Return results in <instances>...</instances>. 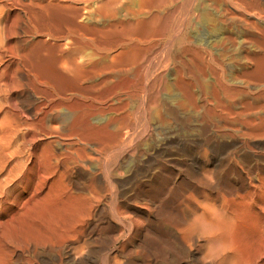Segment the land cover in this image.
<instances>
[{"label": "rangeland", "instance_id": "374dc122", "mask_svg": "<svg viewBox=\"0 0 264 264\" xmlns=\"http://www.w3.org/2000/svg\"><path fill=\"white\" fill-rule=\"evenodd\" d=\"M97 4H98V6L100 4L102 5V7L100 5L101 10L96 9ZM223 7L225 10V7H226L225 4L219 5L217 7H215V6L213 7L212 4L208 5L209 10L211 12L215 10L212 13L216 14L218 17L217 21L213 22V25H211L208 20L202 21L200 19L199 9H197V0H155V1L154 0H150V1L149 0H0V144H2V145H0V147L5 146L6 145L5 142L8 143L10 141L8 143V145L9 144L11 145V143L17 144V143H21L24 140V138H25L24 132L27 131V128L26 127H24V128L20 127L19 129H17L19 127V123L21 124V121H23V122L27 121L28 122V123L26 122L27 124H29V122H30V124H33V127L39 128L41 126V120L46 116H47V118H45L46 121L44 119L45 126L49 127L51 130H53V132L56 131V128H61V131L63 132L62 134H65V135L61 136L60 138H58V140L56 139L57 136L56 137L55 136L50 137L49 139H52V140L54 139V140H57V141L62 142V143H67V142L73 141L74 139H75L74 141H76L79 138L80 139L79 142L84 141L83 143H85L88 141H94L96 143L97 142L99 143V144H97L98 146H101L103 144V142L105 140H107L108 137H106V136L109 135V134H107V135L102 134V132H107V133L111 132V126L107 124L106 120H108L110 118L112 120L114 119V121H115V118H117V116H118V118L116 119V124H115V122H113V124L118 129L116 132H118L120 135H123V133H121V132L124 131L125 135H123L122 137H119L118 136L119 134L118 133L116 134L117 138L119 137L120 141H119V139H117L114 136V134L110 133V134H112V136L109 135L110 145L113 146L112 144L117 143L118 146H115L112 148L109 145V142L107 140V141H105L107 144L104 142L105 145L104 146L102 145V148H104V151L102 150L101 154H96L97 152H95V154H94V152L92 151V148H91L93 146H87V148L90 149L89 152L93 158H95L94 155L95 156L97 155L98 158L96 156V159L98 161L101 159L104 160L103 163H106L105 165L102 163V160L99 161V162H101V164L100 163L99 164L103 167L105 166L104 168L106 171H107V168L110 167L111 164H114L115 160H117V158H119V157L120 158L117 161L122 160L123 157H127L126 159L124 158L122 160L125 163V164L123 163V165L125 167H127L130 165V163H128L129 158L135 157L134 161L135 160L137 161L141 158L142 152H143V155H148L149 149L152 147H155L157 145V142L161 139L160 136H162V138H164V139L167 138L166 140H168V141H165V143L168 144L167 146H168V150H169V151L167 150V153H166L168 156L166 155L164 157L165 160H163L164 165H166V166H164L165 169H164L162 175H166V176L168 175L166 178H171L175 174H178V179L176 180L175 185L172 187H176L177 185L178 186L176 187L177 188L176 190H175V188H172L173 192H171V195L176 194L175 192L180 193V190L178 188L180 186H182V187H180L181 190L189 188V187L193 188L195 186H198L197 192H199L200 194L198 193L197 196L203 195V193H205V194L207 193L208 196L215 195L214 191H216V190L219 191L218 189L222 188V186H226L227 185L226 183H231L235 180V178H237L236 174H238V173H237V170L235 169L236 168L235 165H237V167L240 165V167H242V168L245 166L251 168L253 166L255 167L256 164L258 166H260L261 165L260 160L262 161L261 155H260L261 157L259 156L261 158L260 159L259 157H257L258 155L254 156V157H251V156L248 157L247 154L242 153V152L246 151L245 149H247L248 145L250 146V143H247L249 138L246 136V133L248 132L249 128L248 127L246 128V124L241 123V122H244L247 119H250V117H251V119H254V121L256 122L257 121V117H256L257 114L256 113H258V116H259L258 120L259 121H257V122H259L260 125L258 123H254V125H252V128L255 126V124H258V125H256L255 129L256 128L260 129L262 126L261 125L262 121L260 120V113H259V110L255 107V105L259 102L260 98L262 96H264V92H262V90H261V89H264V87H260L261 83H256L255 79H257L256 76L258 73H264V71H262L264 69H261L262 67H260V68H257V69H259L258 71H257V69L253 71V68H251V71H253V74H254V72H256L257 74L255 73L253 75L252 72H250L252 74V75L250 74L252 76V78L250 75H248V77L246 78L247 82L250 80V78L252 80L253 77H255L253 79L254 83H253V80L252 81L250 80V84H247V85L241 81H232L233 82L232 83L230 80H228L229 78H227V77H229L232 74V71L234 70L232 67L230 68V66L226 67L228 65L225 66L227 69L225 67L223 69V71L226 69V71H224L225 75H222V76L220 75L221 74V68L219 67L218 63H216L217 61H215V59L217 58V56L220 52H223L222 50L227 49L225 45L221 44V42L223 43V40L224 41L226 40V38L224 36H227L228 30H230L229 22H228L229 18H227L228 14L226 13V11L222 10ZM220 11L225 12L224 16H223V12H220ZM77 12L79 13V16H80L78 18L76 17V16H78ZM219 13H221L220 15H222L221 18H224L226 15V17L224 18V22L219 20V18H220L218 16ZM21 21H22V23H21ZM75 21H77V22L75 23ZM78 22L81 23V26L79 25ZM76 24H78V26H80L81 28H83L82 26H84L86 31H85V29L79 30L80 27L78 29L77 28L78 26L77 27L73 26ZM138 24H139V26H138ZM212 26H214V27H212ZM228 27H229V29H228ZM87 28H88V30L90 29V32L87 30ZM98 28H99V30H98ZM77 29L79 30V33H78ZM75 30H76V32H75ZM93 30H94V32H92ZM80 31L85 32L86 33V34L84 33L85 36L87 35L86 37H89V38H86V40H84L85 39L84 36L81 37V34H83V33ZM95 31H97L101 37ZM100 32H101V34H100ZM134 32H135V34H134ZM96 34H97V36L94 37ZM237 34H238V36L239 35L243 36L241 34V31L239 33L237 32ZM73 35H74V37H73ZM76 35L78 37L80 36V39L77 38ZM238 36H237V38H239L241 40L242 37L241 36L238 37ZM70 37H72V38H70ZM81 38H83L84 41H82ZM218 38L220 39L219 42H218ZM70 39H74L76 41V43L81 41L82 43L79 42V44H81V46L83 45V47H81L79 44H77L75 46V41L74 40L70 41ZM77 39H79V41H77ZM90 40H93V42ZM94 40H96V41H94ZM72 41H74V44L72 43ZM86 41H87V43H85ZM68 43H70L72 47H73V45L75 47L72 48L69 45L70 48H68L69 46L68 47L65 46V45H68ZM92 43H95V44L100 43V44L95 45ZM258 44H259V46H261V48H264V41L261 40L260 43H257V45ZM87 45H89V46L87 47ZM92 46H94V47H92ZM76 47L79 48L80 51H79V49L76 50ZM97 47L101 48V49L99 48V50L102 54V62H103L102 66H103V70H104V74L102 75L103 85L99 86L100 84H102V82L100 81L101 83L99 82L100 84L98 85L99 89H97L98 87L96 86V84H98V83H96V84L94 83L96 81H94L91 77L89 78L88 75L87 76L84 75L86 72L83 73V71H81L82 74H80V75L75 74L76 70H75V72H73V69L75 68L74 66L76 64L79 63V65H80V63H85L87 59H88L87 61H89L90 57H91V59H90L91 61L94 60V56L92 54H94L93 51H95V49ZM71 48H72V50L75 49L73 51V53H75L74 55H73V53L72 54L70 53V52H72ZM81 48H86V49H83V51H84L83 52ZM221 48H222V50H221ZM66 49L70 50V52H68ZM64 53H67V55L70 56L69 57L65 54L68 57V60L70 58H72V60H69V62H68L69 64L65 61V59L67 60V57L65 56L63 58ZM76 53H78V56H75V55H77ZM89 53H90V55L93 56V58H92V56L85 55V54H89ZM79 55H81V56H79ZM212 55H214V56H212ZM72 56L73 57L75 56V58H73ZM82 56H84V57H82ZM85 56L86 57L88 56V57L86 58ZM114 56H116V57H114ZM76 58H77V60L78 59H80V60L78 61V63H75V65L72 66L74 68H70L71 67L70 65L73 62V60H74V62L75 61L77 62V60H75ZM83 58H85V59H83ZM209 58H211L212 60H210ZM62 60L65 61L64 63L66 65L63 63ZM212 61H214V62H212ZM17 62H18V66H15V63L17 64ZM67 64L69 65V69L67 67L68 66ZM119 64H121V65H119ZM213 64H215V65H213ZM214 66H216L217 68ZM17 67H19V69L26 76V78L28 80L27 83L28 84L30 83L29 84L30 89L32 88L31 86H34L31 89V91L35 89L36 91H34V92L37 93L36 88L39 86L38 92H41L40 94L39 93L36 94L37 97L35 96V93L32 92L35 96L34 98H36V101H37L36 106L39 105L41 102L42 103H41L40 107L37 106V109H35L36 106L34 105L35 106L34 110L33 109H32V111L30 110L31 114L29 113L28 110H26L27 108H29L28 105H30L29 103H31V102H30V97L27 95V93L24 92V89H23L24 87L23 88L20 87L18 89L16 88L17 90L14 89L15 87H18V85L20 86V84L17 83L18 82L17 79L19 78V72L17 70ZM211 68L212 69L216 68V69L212 70ZM229 68H230V70H229ZM70 69H72V71H70ZM200 70L202 71V73ZM218 70H219V72H218ZM68 71H70L71 73H69ZM214 71L215 72L217 71L218 73L217 72L216 73L219 75L217 76V74ZM72 73H73V75L75 74L74 76H76V77L77 76H79V78L81 77L80 81H78L79 80L78 77H77L78 78L77 79L73 75H71ZM215 74L217 76L216 79H215V77H216ZM81 75H84V76H81ZM223 76L224 77L226 76L225 79ZM82 77H83V79L85 77V81H83ZM220 77L222 78V80ZM86 78H88V79L86 80ZM226 78H227V80H226ZM15 79H16V81H15ZM89 79H91V80H89ZM217 79H218V83L216 82ZM10 80H13L14 85L17 83L16 84L17 86L11 87L12 82ZM88 80L93 81V82H87ZM223 80H224V82H222ZM225 80H226V83L228 85L225 83ZM227 81H229V82H227ZM6 82L9 84L11 83V85H7ZM214 82H216V83H214ZM31 83H33V84H31ZM76 83H78V84H76ZM85 83H86V85H84ZM92 83H94V84H92ZM199 83L200 84L202 83L201 85H203V86L200 85V88L204 89V92H205L204 94H202L203 91L200 90L198 87ZM219 83H220V85H218ZM230 83H232V85H234V88H236V86H237V88L239 87V88L243 89L241 91L242 93L240 92V89H238V90L234 89V88L232 89L233 86ZM234 83H237L238 85L237 84L235 85ZM239 83H241V84L239 85ZM35 84H37V85H35ZM79 84H80V86H82V85H84L86 87L88 86L87 88H89V90H87V91L83 90L82 87L79 86ZM90 84L93 86L95 85L94 86L95 88L97 87L96 92H95L96 89L93 88ZM211 84H212V86H210ZM215 84H217V85H215ZM229 84L232 86L231 88H230ZM224 85H225V87H227V88L229 87L231 89V90L229 89V93L231 92L232 94L231 93L230 94L232 96L230 94H227L228 91H227V88L223 87ZM216 86L218 89H216ZM244 86L247 87V89ZM261 86H264V85H261ZM10 87L13 89H11ZM86 87H83V88L85 89ZM78 88L81 89L82 91L77 90ZM118 88H119V90H118ZM224 88H225V91H227L226 94H225ZM252 88L253 89L256 88V89H254V91H251ZM19 89H21V91ZM39 89H41L43 92L40 91ZM90 89H92V90H90ZM157 89H160V90H157ZM185 89H186V91H185ZM198 89L200 92L198 91ZM257 89L260 93H257L258 92ZM74 90L78 91V92L75 91L77 94L74 92ZM236 90L238 92H236ZM248 90H249V92H251V94H249ZM22 91H23V93H22ZM83 91H86V92H83ZM89 91H90V93H89ZM142 92H144V93H142ZM97 93L98 94L100 93L98 95L100 97L97 96ZM239 93L242 95H240ZM243 93H244V95H243ZM246 93L248 94L249 97L245 96ZM41 94L43 97L40 96ZM155 94H158V95H155ZM92 95L93 96L95 95V97H93ZM154 95H155V97H154ZM202 95H204V96L208 95L205 97L207 100L209 99L210 102L207 100L204 101L203 99L205 97L203 98ZM255 95H257V96L259 95L260 98H259V96L257 98V96H255ZM26 96H28L27 97V100L29 99L28 102L25 98ZM157 96L159 97V99H157V100L154 99ZM189 96H190V99H189ZM223 96H226V97L230 96L229 97L230 100L228 99V97L224 98ZM254 96H255V98H254ZM44 97H46L45 100L43 99ZM96 97H98V98H96ZM147 97L149 100L148 102L146 101ZM161 97H164V98H161ZM192 97L195 99H193ZM214 97H216L217 99L219 98L218 102L215 100L216 98H214ZM60 98L63 101V104H62V101L60 102ZM117 98H120V99L122 98L121 99L122 101H120V99H118L116 101ZM199 98H201V99H199ZM38 99H40L41 102L38 101ZM49 99H51L53 104L50 103L51 101ZM99 99H102L101 100L102 102L99 101ZM125 99H127V100L125 101ZM225 99H226V101H225ZM248 99H249V101H248ZM250 99L253 100V102ZM54 100H56V101L54 102ZM150 100H152V101H150ZM154 100H156V101H154ZM158 100L161 102L163 100H164V102L166 101L165 102L166 105L163 102V104L165 106L164 109L168 107L167 109H165L166 114L164 113L165 112L164 110H163L162 115L160 114L159 111H157L158 110L157 104L159 102ZM46 101H47V103H46ZM98 101H99V103H98ZM103 101L105 103L106 102L107 103L105 104ZM124 101H125V104H123L124 107L119 106L120 103L122 104ZM145 101L148 104L149 103L151 104V102H153L154 105H156V106H154L153 104H151L152 105L151 106L149 104L154 109V111H152L151 109L150 110L148 109L150 106L147 105V103ZM219 101H220V103H219ZM15 102H17V103H15ZM94 102H96V104ZM221 102H222V104H221ZM249 102H250V105H249ZM251 102L254 104H252ZM57 103H59L58 104L59 106L56 105ZM92 103H94V105ZM102 103H104V104L102 105ZM47 104L49 106V109L47 108ZM49 104H52V105H49ZM60 104H62V105L66 104V105H64L66 107H64V106L62 107V105H60ZM109 104L110 105L112 104L111 106L113 108L115 107L117 109V112L113 113L116 110L112 111V109L109 108V107H111ZM239 104L241 106H239ZM242 104H244V105H242ZM43 105H46V106L43 107ZM96 105H97V108H99V109L94 108V107H96ZM145 105H147L149 107H146ZM51 106L53 107L54 110L51 109L52 108ZM102 106H104L105 109ZM125 106H126V108H125ZM251 106H254V108H253L254 111L257 109L255 112L254 111L252 112V113H254L256 120H255V117L253 115L249 114V112L251 113V111L253 110V109L249 110V108ZM55 107L58 109L62 108V110H64L65 114L60 109L57 111ZM101 107L104 110H106V108H107V110L110 109V111H108V112L106 111V113L109 115H107L106 113L103 115L102 114L98 115L99 113H102V112L104 113L103 110H102V112H100ZM119 107L121 109L120 112H119V110H120ZM65 108H67V109H65ZM145 108L148 109V110H146L148 112L145 111ZM38 109L41 110L42 112L37 111ZM95 109L97 110V112L98 111L99 112L98 113L95 112V114H94ZM45 110H46V112H45ZM48 110H50V111H48ZM127 110H129L130 114L127 113L128 112ZM155 110L159 113H157V112L155 113ZM242 110H244L243 111L244 114L241 112ZM22 111H23V113H21ZM54 111L56 112V115L58 114L59 116H55ZM86 111L89 113H92V114L88 115L89 113H87ZM90 111H93V112H90ZM228 111H230V112H228ZM57 112H59V113H57ZM125 112L127 113V115H131V116H127V119H128V117H130V119L132 118L131 120L130 119L127 120L126 115H125V117H124V115H122L123 113L126 114ZM38 113H39V115H38ZM247 113L249 114L248 115L249 117H246V120H245L244 117L247 115ZM66 114H68V115H66ZM82 114L84 115L85 120L83 119ZM114 114H116V115H114ZM147 114L149 116H147ZM156 114H158V115L160 114V115L158 116ZM60 115H61V118H59ZM63 115H65V116H63ZM85 115H87L88 117ZM143 115L146 117H144ZM154 115L156 118H154ZM25 116H28V117H25ZM80 116H82V118H79ZM95 116L96 117L100 116L99 119L102 117H104V118L106 117V119H105L106 124L104 121H103V123H101L102 120H104V118L100 119V123H95L96 121H94L92 118ZM150 116L152 119H150V123H147L149 121L148 119L150 118ZM242 116H244V117H242ZM29 117H30V119H29ZM34 117H36V118H34ZM53 117L55 118L56 121H54L52 119ZM56 117L58 119H56ZM62 117L64 119H66V121ZM67 117H71L70 118L71 121ZM107 117H108V119H107ZM121 117L125 118V119H122ZM239 117H242L241 119H243L244 121L243 120L241 121V119ZM252 117H254V118H252ZM16 118L19 120H17V123H18L17 127L14 128V122H15V126L17 124L15 121ZM21 118L23 120H21ZM31 118H33V119H31ZM77 118H79V119H77ZM86 118L88 119L90 124H92L93 122L95 124L90 125L88 123V121L86 122ZM157 118H159L158 119L159 121H163V118H164V122L163 123L158 122ZM161 118H162V120H161ZM145 119L147 122L144 121ZM79 120H83L85 122L84 127H82L83 121L81 122ZM126 120L129 124L126 122L127 125L124 123V126H123L122 122H124ZM151 120H153V121H151ZM156 120H157V122H156ZM18 121H20V122H18ZM31 121H32V123H31ZM36 121H38V123ZM62 121H64V122H62ZM73 121H74V123H73ZM119 121L122 124H118ZM131 121H132V123H131ZM23 122L21 125L24 124ZM67 122H72V123L67 124ZM144 122L146 123V125ZM152 122H154V124ZM46 123H48V124H46ZM64 123H66L67 125ZM86 123H88L90 125V126H88V129H86L87 128L86 126L88 125ZM74 124H76V125H74ZM96 124H97V127H94V126H96ZM98 124H102V125L104 124L106 126L105 127H103L104 125L98 126ZM54 125H57V126H54ZM68 125L69 126L71 125V127L69 128ZM79 125L81 126L79 129H81V130H79L77 127ZM121 125L123 126V129L120 128V127H122ZM10 126H13L12 127L13 130L11 129ZM23 126H25V125H23ZM63 126H64V129H62ZM101 126L103 127V130H102ZM118 126L120 129L118 128ZM143 126L144 127L148 126V127H150V129L148 130V127H145L147 129H145V128L143 129ZM89 127H91V129H89ZM141 127L143 130H141ZM21 128L23 129L22 130L23 132L21 131ZM131 128H132V130H131ZM93 129L95 132H97L99 130L100 134L105 136V137L103 136L104 139H102L103 137L99 134V132H98V135H95L97 133L93 132ZM124 129L128 132V135H126L127 132ZM134 129L135 130H137V129L141 130V134L144 135V137H146V138H144L139 132L133 131ZM154 129H155V131H152ZM161 129H163V131L165 133ZM246 129H247V131H245ZM10 130H12V132ZM72 130L73 131L75 130V131L72 132ZM76 130L82 131V132H80V134H79L78 132H76ZM86 130L88 132L87 133V135H88L87 140L85 139L86 136H84L85 138L82 136V135H84L82 133L83 132L85 133ZM91 130H92V133L89 134V132H91ZM119 130H120V132H119ZM157 130L158 131L161 130L160 133L157 132ZM243 130H244V132H243ZM8 131H10V133ZM129 131H131V132H129ZM143 131L145 133H142ZM70 132H71V134H69ZM154 132H155V134H154ZM74 133L76 135L75 137H74ZM77 133H78V135H77ZM129 134H130V136H129ZM135 134H137V136ZM139 134H140V136H138ZM164 134L166 137L164 136ZM15 135H17V136H15ZM85 135H86V133H85ZM90 135H92V139H91ZM70 136H72V137H70ZM11 137H13V138H11ZM93 137H95L94 140H93ZM123 137H124V139H123ZM138 137H139V139H138ZM237 137L238 138L240 137V138L238 139ZM97 138H99V139L101 138V139L98 140ZM135 138L137 139L136 140L137 142L135 141ZM241 138H242V140H240ZM131 139H133V140L131 141ZM244 139H245V141H244ZM101 140H104V141L102 142ZM124 140H126V141H124ZM127 140H128V143H127ZM141 140L142 141L144 140L143 141L144 143ZM256 140H257V142L259 141V139H256ZM57 141L55 143H57ZM132 142L134 144H132ZM148 142L150 144H152V143H154V144H152L150 146V144ZM3 144H5V145H3ZM125 144L126 145L129 144L130 146L127 145V147H126V146H124ZM148 144L150 147H148ZM240 144H242V145H240ZM243 144H246V145L244 146ZM106 145H108V147ZM226 145H229V147L228 146L226 147ZM121 146H122V149H121ZM132 146H134V147H132ZM223 146H225V147H223ZM209 147H214V148H217L219 150L222 149V152L221 153L218 152L216 154L211 153L208 149ZM147 148H148V150H146ZM189 148L191 149V152H190ZM234 148H236V149H234ZM126 149L127 150L129 149V151H127ZM142 149H145V152L144 151L141 152ZM172 149L176 150L177 152L176 151H174L173 153L170 152V151H172ZM226 149L229 151H227ZM112 150L113 151L116 150L114 154H113ZM119 150H121L122 152ZM180 150H182V151H180ZM205 150H206V152H205ZM259 150L261 152H259ZM259 150H257L258 153H260V154L264 153V150H261V149H259ZM135 151H136V154L134 153ZM187 151L189 153H187ZM200 151L201 152L203 151V152L201 153ZM110 152L113 155V159L115 157L114 161H112L113 159H111L112 155H110ZM194 152H195V154H194ZM102 153L105 156L104 155L101 156ZM105 153H107V154H105ZM118 153H119V155H118ZM124 153H125V155H124ZM129 154L130 155L132 154V156L130 157ZM137 154H139V157ZM242 154H244L245 156H242ZM136 155H137V157H136ZM191 155H192V157H190ZM196 155L199 158H197ZM206 155H207V157H206ZM110 156H111V158H110ZM153 156H155V155H153ZM221 156H223V157H221ZM231 156H233L235 159H233V157H231ZM217 157L219 160L217 159ZM224 157H226V158H224ZM246 157L248 159L250 158L249 161ZM211 158H214L217 161L222 162V163H219L220 164L219 166L225 167V169L224 168L220 169L218 167L220 170L216 168L215 169L216 171L215 170L212 171V172L217 173V174H215V173L210 172L212 169L211 166H207V167L203 166V168L200 171L201 174L202 173H203V175L206 174V177H203L198 172H196L197 170H195V167L199 165L198 166V168H199L201 166V164H200L201 161H206L205 159L210 160ZM251 158H252V160H251ZM106 159H107V161H105ZM228 159L230 160V162H228L229 161ZM240 159H243L246 162V165H243V163L241 162ZM197 160L198 161L201 160V161L199 163H197L196 162ZM234 160L235 161L240 160V162H235ZM126 161H127V163H126ZM225 161H226V163H225ZM262 162H264V161H262ZM109 163H110V165H109ZM224 163H225V165H224ZM238 163H240V164H238ZM252 163L254 165H252ZM187 165H188V167H186ZM106 166H107V168H106ZM178 166H179V168H178ZM231 166H232V168H231ZM103 167H101L102 170L104 169ZM208 167H209V169H208ZM233 167H235V168H233ZM190 168H192V169L190 170ZM122 169L124 171V167H122ZM187 169H189V173H188ZM227 169L229 170V172ZM105 170H104V173L102 172V176L105 175V173H106ZM243 170H245V168ZM171 171L174 173L173 174L170 173ZM222 171H224V172H222ZM120 172H122V171H120ZM220 172H222V173H220ZM179 173H180V175H179ZM196 173H198L200 176H197ZM233 173H235V174H233ZM213 174H215V175L213 176ZM169 175L171 177H169ZM207 175H210V176L208 177ZM136 176H137L136 177L137 180L135 181V183H136L135 185L137 186L138 192H140V190L142 188V186H140L141 183L145 184V182L149 181L148 186L150 187V184L152 183L150 190L152 192H154V194H155L157 192L161 182L163 181L161 179V175H159V174L158 175L152 174L149 176L150 178L148 177L149 179L146 178V180H145V178H141V176L138 173H136ZM138 176H140V177H138ZM193 176H195V177L197 176V177L196 178L194 177V179H193ZM212 176H213V178H211ZM225 176H230V177H226L227 178L226 179ZM152 177H154L153 180H151ZM191 178H192V180H194V182L192 180H189ZM201 178H202V181L205 178L204 183L201 182ZM206 178L209 182L206 181ZM218 178H220V179H218ZM230 178H232V180ZM211 179L213 181H211ZM216 179H218L220 182H223V183L222 184L220 183L219 187H215V186H214V188L210 187V184L212 182L214 183L216 181ZM222 179L226 180V181L224 182ZM150 181H152V182H150ZM153 181H154V183H153ZM156 181H158V182H156ZM184 181H186V182H184ZM197 181H198V184L195 183ZM199 181L201 182L200 184H199ZM153 184L155 185V187ZM201 184L208 185V189H207L206 185H204L205 188L207 189V192H206V189L203 188L204 186ZM157 185H158V187H157ZM184 187H186V188H184ZM195 188H197V187H195ZM203 190H205V191H203ZM210 193H211V195H210ZM168 211H165V213H166V214H164L165 217L161 213L163 218H166L167 216H169V214H170L169 218L170 217L173 218L174 215H175V217L176 216L180 217V212L178 213L177 210H176L177 212H175V209H173V211L171 209ZM128 221H129V219H126V220L124 218L122 219V224L124 225V228L125 227H127V228H125V229L123 228L124 234L122 232L123 235L121 234L116 242H112V241L109 242V241L103 240V238L101 237V232H100L102 227L96 228V230L100 233L98 234V232L95 230L96 234L94 233L95 235L93 234L91 236L92 238L90 237V240H89L90 246H91V250H90L91 255L90 256H91V261L93 264L104 263L103 262L104 261V254L107 255L108 250H109L108 255H110V256L116 255L117 254L116 250L121 248L119 246L124 245L126 242L127 243L125 245H127V248L126 249L123 248V254L124 255L119 254L120 256H119V258H117L118 262L120 261L119 263H123V261H125V258H126V260L128 258H130L131 260L128 259V262H131L132 264L134 262H135V264H141V263L144 264V260L142 259V257H144V254H145V256H147V254L145 252H148V250H149V249H147L148 246L150 247L149 252H151V254L148 252L149 256H147V257L148 258L151 257L150 258L151 260L158 259V260L163 261V263L165 262V264H170V263L176 264V263H178V260L176 261V258L174 257L176 255V253H178L176 255V257L178 259H181L182 256L184 257L185 253L182 252L177 247L176 244H174V245L172 244L174 242H172V239L169 235L165 236V237H161V239L163 238L162 242L165 243L163 245L164 248H165V245L168 243V246L166 247L167 249H165V250H166V253L168 251L167 254L170 255V256L168 255L169 258L167 257L165 250H163V248L161 249L162 251L160 250L158 252L157 251L153 252L154 250L152 249L153 248L152 244H150L151 242L149 240H147L145 238V236L143 237L142 231L135 230L137 232H135V231L129 232L130 228H129V224H127V223H129ZM118 222H120V221H118ZM164 223H167V226H168V221H166L165 219H164ZM131 234H132V236H131ZM96 235H98V237ZM160 235L161 234H159L158 237ZM132 237H133V240H132ZM142 237L144 238L145 241H143ZM148 237H149V235H148ZM99 238H101V239H99ZM128 238H130L129 240H131L132 242L127 240ZM135 238H136V240H135ZM137 238L139 241H137ZM140 238H142V239H140ZM101 240H102V243H101ZM166 240L168 241L167 243L165 242ZM97 241H99V242H97ZM89 242H88V244H89ZM129 242H131V243H129ZM141 242H143L142 243L143 245L141 244ZM147 242H150L149 243L150 245ZM99 243H101L100 245H102V247H100V245H98ZM122 243H124V244H122ZM114 244H115V246H114ZM128 244L130 246H128ZM132 244H133V246H132ZM76 245H74V246H76ZM137 245H139V246H137ZM146 245H147V247H144ZM74 246L72 245L71 247H74ZM103 246H105L106 248H104ZM140 246L143 248H141ZM92 247H94V248H92ZM98 247L101 248V250ZM122 247H124V246H122ZM135 247H137V248H135ZM170 248L172 249V251ZM173 248L174 249L177 248L176 250H179L180 254H179V251L178 252L176 250L174 251ZM104 249H106V250H104ZM145 249H147V250H145ZM126 250L127 251L129 250V251L127 252ZM125 251L127 252V254H125L126 253ZM141 251H142V253H141ZM170 251H171V253H170ZM96 252L98 255L95 257ZM163 252H164V254H162ZM181 252H182V256H180ZM62 253L63 252L61 251L60 254H62ZM160 253H161V255H160ZM101 254H103V255H101ZM130 255L132 258L130 257ZM158 255H160V256H158ZM172 255H174V256H172ZM134 256H135V258H134ZM157 256H158V258H157ZM63 257H64V255H63ZM136 257L137 258L141 257V258L139 260V258L137 259ZM152 257H153V259H152ZM166 257H167V259H166ZM170 257L171 258L174 257L175 259L173 258L171 260ZM99 258L102 259L103 261L100 262L101 260H99ZM122 259H124V260H122ZM164 259L166 261H169V263L164 261ZM97 260H99V261H97ZM140 261H142V262H140ZM97 262H99V263H97ZM128 262H124V263L127 264Z\"/></svg>", "mask_w": 264, "mask_h": 264}, {"label": "bare ground", "instance_id": "6f19581e", "mask_svg": "<svg viewBox=\"0 0 264 264\" xmlns=\"http://www.w3.org/2000/svg\"><path fill=\"white\" fill-rule=\"evenodd\" d=\"M98 4L96 6L97 10L100 9V5H101L100 4L98 6ZM211 4L213 5V7L214 6L217 7L219 5L225 4L226 5L225 10H224V7L222 10L226 11V13L228 14L227 18H229L228 22H229L230 30H228L227 36L223 35L226 38L225 41L227 43L223 40L224 38L222 39L223 43L221 42V44L225 45L227 49L222 50V48H221V50L223 52H220V53L218 52L219 53L218 56L215 54L217 56V58H216L217 60L213 57L215 59V61H217L216 63H218L219 67L221 68V74L220 75L221 76L225 75L224 71H226V69H227L226 67L230 66V68L232 67L234 70L232 71V74L229 77H227V78H229L228 80H230L231 82L232 81H241V82L245 83L246 85L250 84V80L252 78L251 75L253 74V71L256 70L257 68H260V67H262L261 69H264V48H261V46H259V44L257 45V43H260L261 40L264 41V0H197V9H199L200 19L202 21L208 20L210 22V24L213 25V22L217 21L218 17L216 14L212 13L215 10L212 12L209 10L208 5H211ZM101 7H102V5H101ZM224 11H220V12H223V16L225 13ZM220 14L221 13H219V15H218L220 17L219 20L224 22V18L226 17V15L224 18H221L222 15H220ZM76 17L77 18L80 17L79 13H78V16H76ZM76 22L77 21H75V23ZM21 23H22V21H21ZM79 25L81 26V23H79ZM73 26L77 27L78 24L73 25ZM80 26H78L77 28L79 29ZM138 26H139V24H138ZM82 27L83 28L80 27L79 30L85 29L84 26H82ZM212 27H214V26H212ZM229 27H228V29H229ZM99 28H98V30H99ZM79 30H78V33H79ZM87 30H88V28H87ZM94 30L92 32H94ZM85 31H86V29H85ZM88 31L90 32V29ZM97 31H95V32L99 35V33ZM240 31H241V34L243 36H241V35L238 36L237 32L239 33ZM75 32H76V30H75ZM80 32L83 33V34H81V37L84 36V38H85L84 40H86V38H89V37H86L87 35L85 36V34H86L85 32H83V31H80ZM97 34L95 36L94 35L93 36L96 37ZM100 34H101V32H100ZM134 34H135V32H134ZM237 36L238 37L241 36L242 37L241 40L239 38H237ZM73 37H74V35H73ZM70 38H72V37H70ZM77 38L80 39V36L79 37L77 36ZM79 39H77V41H79ZM81 39H82V41H84L83 38H81ZM71 40H74V39H70V41ZM219 40L220 39L218 38V42H219ZM74 41H72L73 44H74ZM90 41L93 42V40H90ZM94 41H96V40H94ZM79 42H81V41H79ZM79 42L76 43V41H75V46L77 44H79ZM70 43H68V45H65V46H67V47L69 45L71 46L72 43L71 44ZM85 43H87V41ZM95 43H92V44H95ZM97 44L99 45L100 43H97ZM97 44H95V45H97ZM79 45L81 46V44H79ZM70 46L68 48H70ZM75 46L73 45V47H75ZM88 46L89 45H87V47ZM81 47H83V45ZM92 47H94V46H92ZM72 48H71V50H72ZM99 48L100 47H97L95 49V51H93L94 52V54H92L94 56V60L92 59L93 61L90 60L91 59V57H90L89 61H87L88 60L87 59L85 63H80V65L78 63V61L80 59L77 60V58L75 59V60H77V62L76 61L74 62V60L72 62L73 64L70 62L71 63L70 68L75 67L73 69V72H75V70H76L75 74L80 75V74H82L81 71H83V73L86 72L84 75H86V76L88 75L89 78L91 77L94 81H96L94 83L95 84L98 83V84H96L97 87L103 81L102 75L104 74V70H103V66H102L103 65L102 64L103 63L102 62V54H101ZM77 49H79V48L76 47V50ZM81 49L83 51V49H86V48H81ZM74 50L75 49H73L72 52H70V50H67V51L72 54ZM79 51H80V49H79ZM67 53H64L63 58L67 55ZM74 54L75 53H73V55ZM76 54L77 55H75V56H78V53H76ZM85 55L92 56V55H90V53L85 54ZM67 56H69V55H67ZM75 56L74 57L72 56V57L75 58ZM79 56H81V55H79ZM93 56H92V58H93ZM212 56H214V55H212ZM82 57H84V56H82ZM114 57H116V56H114ZM211 58H209V59L212 60ZM83 59H85V58H83ZM67 60H68V57H67ZM67 60L65 59V61L68 63L69 60H72V58H70L68 61ZM62 61H63V63L65 62L64 60H62ZM212 62H214V61H212ZM75 63H78V64L75 65ZM119 65H121V64H119ZM213 65H215V64H213ZM226 65H228V66H226ZM15 66H18V62H17V64L15 63ZM72 66H74V67H72ZM67 67L69 69V65ZM214 67H216V66H214ZM224 67L226 69L223 71ZM230 68H229V70H230ZM251 68H253V71H251ZM17 70L19 72V78L17 79L18 80L17 83L20 84V86L18 85V87H15V86H17L16 85L17 83L14 85L13 80H10L12 82V85H11V83L9 84L7 82H6V84L11 85V87H15L14 89L24 87L23 88L24 92L27 93V95L30 97L31 103H29L30 105L27 104L29 106V108L26 109L30 113V110L31 111H32V109L34 110V107L36 106L37 101H36V98H34V97L35 96L37 97L36 94L37 93L40 94L41 92H38L39 86L36 88L37 93L34 92V91H36L35 89L31 91V89L34 86H31L32 88L30 89V85H29L30 83L29 84L27 83L28 80H27L26 76L24 75V73L19 69V67H17ZM219 70H218V72H219ZM258 70L259 69H257V71ZM70 71H72V69H70ZM70 71H68V72L71 73ZM262 71H264V70H262ZM250 72H252V74ZM201 73H202V71H201ZM255 73L256 72H254V74ZM216 74H215V76H216ZM71 75H73V73ZM84 75H81V76H84ZM218 75L219 74H217V76ZM248 75L251 76V78L249 77L250 78V80L248 81L249 83L247 82V79H246L248 77ZM217 76L215 77V79L217 78ZM74 77L79 78V76H77V77L74 76ZM85 77H84V79L82 77L83 81H85ZM225 77H224V79H225ZM80 78L78 81H80ZM227 78H226V80H227ZM254 78L255 77H253V79ZM256 78H257V79H255L256 83H261V85H264V73H258ZM87 79L88 78H86V80ZM89 80H91V79H89ZM89 80L87 82H93V81H89ZM221 80H222V78H221ZM226 80H225V83H226ZM15 81H16V79H15ZM216 82L218 83V79ZM216 82H214V83H216ZM222 82H224V80ZM227 82H229V81H227ZM94 83H92V84H94ZM232 83H230V84L232 85ZM253 83H254V80H253ZM31 84H33V83H31ZM76 84H78V83H76ZM201 84L199 83L198 87L200 90L203 91L202 94H204L205 93L204 89L200 88ZM234 84L236 85L237 83H234ZM240 84L241 83H239V85ZM35 85H37V84H35ZM84 85H86V83ZM84 85L80 86V84H79V86L82 87L83 90H86V91L89 90V88H87L88 86L86 87ZM101 85H103V82L99 86H101ZM215 85H217V84H215ZM218 85H220V83ZM231 85H230V88L233 86L232 87V89H233L234 85H232V86ZM261 85H260V87H264ZM91 86L93 88H95L94 87L95 85L94 86L91 85ZM201 86H203V85H201ZM210 86H212V84ZM83 87H86V88L84 89ZM223 87H225V85ZM225 88H227V87H225ZM225 88H224V91H225ZM230 88L229 87L227 88L228 93H227V91H225V94L231 93V92L229 93ZM245 88L247 89V87H245ZM11 89H13V88H11ZM97 89H99V87ZM97 89L95 90V92L97 91ZM199 89H198V91H199ZM216 89H218L217 86H216ZM234 89H237V90L240 89V92L243 90L239 87L237 88V86ZM252 89H251V91H254V89H256V88H254L253 90ZM258 89H257V91H258ZM19 90L21 91V89H19ZM39 90L42 91L41 89H39ZM77 90H81V89L78 88ZM90 90H92V89H90ZM118 90H119V88H118ZM157 90H160V89H157ZM237 90H236V92H238ZM261 90H262V92H264V89H261ZM75 91L76 90H74V92ZM86 91H83V92H86ZM185 91H186V89H185ZM32 92L35 93V96ZM76 92H78V91H76ZM248 92H249V90H248ZM22 93H23V91H22ZM89 93H90V91H89ZM142 93H144V92H142ZM257 93H260V92L258 91ZM99 94L97 93V96ZM246 94H245V96L247 97L248 94L247 95ZM249 94H251V92H249ZM155 95H158V94H155ZM155 95H154V97H155ZM240 95H242V94H240ZM243 95H244V93H243ZM28 96L25 97L26 100H27ZM40 96H42V94ZM190 96H189V99H190ZM202 96L204 98L205 96H208V95H205V96L202 95ZM255 96H257V95H255ZM255 96H254V98H255ZM258 96H257V98H258ZM93 97H95V95ZM98 97H100V96H98ZM98 97H96V98H98ZM157 97L154 99H156V100L159 99V97L158 98ZM223 97L225 98L226 96H223ZM229 97H228V99H229ZM45 98L46 97H44L43 99L45 100ZM161 98H164V97H161ZM201 98H199V99H201ZM214 98H216V97H214ZM259 98H260V96H259ZM118 99H120V98H117L116 101ZM121 99H120V101H122ZM193 99H195V98H193ZM218 99L216 98L215 100L218 102ZM28 100H27V102H28ZM49 100L51 101V99H49ZM101 100L102 99H99V101H101ZM126 100L127 99H125V101ZM156 100H154V101H156ZM164 100L162 102L158 100L159 101L158 104L156 103L157 107H158L157 111H159L161 115L163 114V110L165 111V109L168 108L166 106L167 108L164 109V107H165L164 104L166 102V101L164 102ZM203 100L204 101L207 100L206 97ZM38 101H40V99H38ZM55 101L56 100H54V102ZM61 101L62 100L60 98V102ZM99 101H98V103H99ZM125 101L122 104L119 102L120 103L119 106L124 107L123 104H125ZM146 101L147 102L149 101L148 97H147ZM150 101H152V100H150ZM207 101H209V99ZM225 101H226V99H225ZM248 101H249V99H248ZM251 101L253 102V100H251ZM96 102H94V103L96 104ZM163 102H164V104H163ZM15 103H17V102H15ZM41 103L37 106L40 107ZM46 103H47V101H46ZM50 103L53 104L52 101ZM94 103H92V104L94 105ZM104 103H102V105ZM219 103H220V101H219ZM52 104H49V105H52ZM58 104L59 103H57L56 105H58ZM62 104H63V101H62ZM62 104H60V105H62ZM149 104L147 103V105H149ZM151 104L154 105L153 102H151ZM221 104H222V102H221ZM252 104H254V103H252ZM64 105H66V104H64ZM64 105H62V107ZM147 105H145V106L146 107L150 106V105L149 106H147ZM242 105H244V104H242ZM249 105H250V102H249ZM37 106L35 107V109H37ZM45 106L46 105H43V107H45ZM126 106H125V108H126ZM154 106H156V105H154ZM239 106H241V105L239 104ZM64 107H66V106H64ZM102 107L104 108V106H102ZM102 107L100 108L101 109L100 112H102V110H103L104 113L102 112V113H99L98 115H100V114L103 115L106 113V111L107 112L110 111V109L107 110V108H106V110H104L105 108L102 109ZM150 107L148 109L149 110L151 109L152 111H154V109L152 107L151 108ZM251 107L249 108V110L254 108V106H251ZM255 107L259 110L260 120L262 121L261 122V125H262L261 128L258 126L260 129H258V128L255 129L256 125L259 124V122H257V121H259L258 120V117H259L258 113H256L257 114V116H256L257 121L256 122L254 121V119H251V117H250V119L246 120V117H249L248 116L249 114L254 116V113H252L254 111V109L251 111L252 114L249 112V114L248 113H247V115L245 114L246 115L245 117L242 116L245 118L246 121L241 119L242 117H239L241 119V121L242 120L244 121V122H241V121L240 122L246 124V128L247 127L249 128L248 132L246 133V136L249 138V140H248V142L247 141L246 142L250 143V146L248 145L247 149H245L246 151L242 152V153L247 154L248 157L249 156L254 157L256 155H258L257 157H259L261 155L262 157L261 156L260 157L262 158V161H264V153L260 154L257 151L259 149L264 150V96H262L260 98L259 102L255 105ZM47 108L49 109L48 104H47ZM67 108H65V109H67ZM94 108H97V105ZM109 108H111L112 111L116 110L113 113L117 112V109L115 107H114L115 109L112 106ZM51 109H53V107ZM59 109L56 108L57 111ZM97 109H99V108H97ZM119 109H120V107H119ZM148 109L145 108V111ZM50 110H48V111H50ZM60 110H62V108ZM37 111H41V110L38 109ZM120 111H121V109L119 110V112ZM127 111L126 112L130 114L129 110H127ZM157 111L155 110V113ZM243 111L244 110H242L241 112L243 113ZM45 112H46V110H45ZM62 112H64V110H62ZM90 112H93V111H90ZM95 112H97L96 109L94 111V114H95ZM146 112H148V111H146ZM159 112H157V113H159ZM228 112H230V111H228ZM21 113H23V111ZM39 113H38V115H39ZM57 113H59V112H57ZM87 113H89V112H87ZM127 113L126 114L121 113V114L124 115V117L126 115V119H127V116H131V115H127ZM164 113L166 114V111ZM64 114H65V112H64ZM91 114L92 113H89L88 115H91ZM116 114H114V115H116ZM148 114H147V116H149ZM66 115H68V114H66ZM107 115H109V114H107ZM156 115H158V114H156ZM55 116H59V115L58 114L56 115V112H55ZM63 116H65V115H63ZM85 116H87V115H85ZM25 117H28V116H25ZM30 117H29V119H30ZM54 117L52 119L54 121H56ZM99 117L100 116L92 117L93 120L96 121L95 123H100V119L104 118V117H102L99 119ZM108 117H107V119H108ZM144 117H146V116H144ZM254 117H252V118H254ZM256 117H255V120H256ZM34 118H36V117H34ZM45 118H47V116L41 120V126L39 128L33 127V124H30V122H29V124H27L28 123L27 121H25V122L21 121V120H23L21 118V120H20L21 124L23 122L24 123L23 125H25V126H23L19 123V127L17 129H19L20 127H22V128L26 127L27 128V131L24 132L25 133L24 134V137H25L24 140L21 143H17V144L11 143V145L10 144L8 145V143L10 141L8 143L5 142L6 145L3 144L5 146L0 147V156H1L0 157V264H93L91 261V256H90L91 255V252H90L91 246H90V242H89L90 237L95 233L96 228L102 227L100 232H101V237L103 238V240L109 241V242H111V241L116 242L117 239L119 238V236L122 234V232L124 234V231H123L124 225L122 224L123 218L125 220L129 219V221H128L129 223H127V224H129V228H130L129 232H133L135 230L142 231L143 237L145 236V238L151 242V243L150 242H147V243L152 244L153 248L152 247L151 248L154 250L153 252H155V251L158 252L162 248H163V250L167 249L166 247L168 246V243H167L168 241L167 240L165 241L167 244L165 245V248H164L163 245L165 243L162 242L163 238L161 239V237H165V236L169 235L172 239V242H174L172 244L173 245L176 244L177 247L182 252L185 253V255L183 254L184 255V257H183L182 252H181V255H180V256H182L181 259H178L176 257V255L178 254L176 252H175L176 255L174 254L175 256L172 255L176 258V261L178 260V263H176V264H264V162H262L260 160V162H261L260 166H258L256 164L255 167L253 166L251 168H249L247 166L242 168V167H240V165L238 167H237V165H235L236 168L235 167H233V168H235L237 170V173H238V174H236L237 178H235V180L231 183H226L227 184L226 186L221 185L222 188L218 189L219 191H217L215 189L216 190V191H214L215 195L208 196L207 193H206L207 195L205 193H203V195L197 196L199 192H197L198 186H195L196 184L194 186L197 188H195V187H193V188L192 187L191 188L190 187L189 188L184 187L186 189H183V190L180 189V187H182V186H180V187H178L180 190V193L175 192L176 194L171 195V192H173L172 188H175V190L177 189L176 187L178 185L176 187H172V186L175 185L176 180L178 179V174H175L172 177L169 175V177H171V178H166L168 175L167 176L162 175L163 171L165 169L164 166H166V165H164L163 160H165L164 157L167 155L166 153L168 150V146H167L168 144L165 143V141H168V140H166L167 138L164 139V138H162V136H160L161 139L157 142V145L155 147H152L149 149L148 155H143L142 151L145 152V149H142L141 150L142 156L137 161L136 160L134 161L135 157H133V158L131 157L133 154L131 152L132 154L131 155L129 154V156L131 158H129V162H128V163H130V165L127 167H125L123 165L124 161H122L124 158L126 159L127 157H123V159L121 158L122 160L117 161L120 157L117 158V160H115V157L113 159V155L111 154V152L113 151L112 150L110 152V155H112V158H111V156H110V158L113 159L112 161L115 160V162H114V164H111V165L109 163L110 167L107 168V166H106V168H107V171H106L104 168L105 166L104 167L101 166L100 165L101 162H99L102 160V163H103L104 160L101 159L98 161L96 159L97 155L96 156L94 155L95 158H93L89 152L90 149L87 148V146H93L91 148H92V151L94 152V154H95V152H97L96 154H101L102 150L104 151V148H102V145L103 146L105 145L104 142L107 140H108V142L110 141L109 135L112 136V134H114V136L117 138L116 134L118 132H116V131L118 129L113 124V122H115V124H116V119L118 118V116H117V118L114 117L115 121H114V119L112 120L110 118L108 120H106L107 124L111 126V132H109V133L102 132V134H106V135L109 134V135L106 136V137H108L107 140H105V141L101 140L102 142L104 141L103 144L101 143L102 145L100 144L101 146H98L97 144H99V143L98 142L96 143L94 141H88L85 143H83L84 141L79 142V140H80L79 138L76 141H74L75 140L74 139L73 141L67 142V143H62V142L57 141L58 138H60L61 136L65 135V134H62L63 132L61 131V128H56V131L53 132V130H51L49 127L45 126V122H44ZM59 118H61V115ZM67 118L70 119L71 117H67ZM79 118H82V116H80ZM79 118H77V119H79ZM154 118H156L155 115H154ZM164 118H163V121H159L158 120L159 118H157V120H158V122L163 123ZM31 119H33V118H31ZM56 119H58V118L56 117ZM83 119H84V115H83ZM105 119H106V117L104 118V120H102L101 123H103V121H104L106 124ZM122 119H125V118H122ZM128 119H130V117H128ZM150 119H152L151 116L148 119L149 120L148 122L146 121V119L144 121H146L147 123H150ZM17 120H19V119H17V118L15 119L16 123H17ZM64 120L66 121V119H64ZM127 120L122 122L123 126H124V123L127 125V123H128ZM157 120H156V122H157ZM161 120H162V118H161ZM20 121H18V122H20ZM45 121H46V119H45ZM70 121H71V119H70ZM79 121L82 122L83 120H79ZM87 121H88V119L86 118V122ZM151 121H153V120H151ZM36 122L38 123V121H36ZM62 122H64V121H62ZM31 123H32V121H31ZM68 123H72V122H67V124ZM73 123H74V121H73ZM82 123H83L82 127H84L85 122L83 121ZM88 123H89V121H88ZM88 123H86V124H88ZM95 123L93 122L92 124H95ZM122 123H120V121H119L118 124H122ZM131 123H132V121H131ZM152 123L154 124V122H152ZM254 123H258V124H255V126L252 128V125H254ZM46 124H48V123H46ZM64 124H66V123H64ZM89 124L87 126L85 125L87 127V128L85 127L86 129H88V126L92 125V124H90V125ZM17 125H18V123L15 126V122H14V128L17 127ZM74 125H76V124H74ZM80 125L77 126L78 129L81 127ZM99 125H102V124H98V126ZM145 125H146V123H145ZM54 126H57V125H54ZM102 126H101V128L103 130V127H105L106 125H104L103 127ZM123 126L120 128L123 129ZM10 127L13 130V128H12L13 126H10ZM70 127H71V125L69 126V128ZM91 127H89V129H91ZM94 127H97V124ZM145 127H148V126H145ZM145 127L143 126V129ZM22 128H21V131L23 130ZM118 128H119V126H118ZM132 128H131V130H132ZM62 129H64V126ZM94 129H93V132H95ZM143 129L141 127V130H143ZM145 129H147V128H145ZM149 129H150V127H148V130ZM12 130H10V131L12 132ZM79 130H81V129H79ZM141 130H139V129L135 130L134 129L133 131H137L141 134ZM161 130L163 131V129H161ZM10 131H8V132L10 133ZM74 131L72 130V132H74ZM152 131H155V129ZM160 131L157 130V132H159V133H160ZM245 131H247V129ZM76 132H78L80 134V132H82V131L76 130ZM98 132L100 134V131L98 130L97 132H95V133H97L95 135H98ZM119 132H120V130H119ZM129 132H131V131H129ZM243 132H244V130H243ZM78 133H77V135H78ZM85 133H86V135H85ZM85 133L83 132L82 134H84V135H82V136L83 137L86 136V138L85 137L84 138L87 140L88 139L87 138V136H88L87 130ZM91 133H92V130H91V132H89V134H91ZM110 133H112V134H110ZM121 133H123V135H125L124 131ZM142 133H145V132L143 131ZM69 134H71V132ZM102 134H100V135L103 137L104 135H102ZM140 134L138 136H140ZM154 134H155V132H154ZM123 135L119 134L118 136L122 137ZM126 135H128V132ZM135 135L137 136V134H135ZM15 136H17V135H15ZM53 136H55V137L57 136V138H56L57 140L49 139L50 137H53ZM75 136L76 135L74 133V137ZM129 136H130V134H129ZM142 136L144 137V135H142ZM164 136H165V134H164ZM70 137H72V136H70ZM90 137L92 139V135H90ZM104 137L102 139H104ZM119 137L117 139H119ZM11 138H13V137H11ZM94 138L95 137H93V140H94ZM144 138H146V137H144ZM97 139L100 140L101 138L100 139L97 138ZM123 139H124V137H123ZM138 139H139V137H138ZM256 139H259L260 142L259 141L257 142ZM132 140L133 139H131V141ZM136 140L137 139L135 138V141ZM240 140H242V138ZM56 141H57V143H55ZM119 141H120V139H119ZM124 141H126V140H124ZM244 141H245V139H244ZM133 142H132V144L135 143V142L134 143ZM127 143H128V140H127ZM115 144H112L113 146H111L110 142H109V145L112 148L115 146H118L117 143H115ZM149 144H148V147H150L154 143L150 144V146H149ZM0 145H2V144H0ZM127 145H129V144H127ZM127 145L125 144L124 146L127 147ZM240 145H242V144H240ZM243 145L245 146L246 144H243ZM106 146L108 147V145H106ZM227 146L229 147V145H226V147ZM132 147H134V146H132ZM223 147H225V146H223ZM121 149H122V146H121ZM208 149L211 153H215V154L218 152H220V153L222 152V149L219 150V149L214 148V147H209ZM234 149H236V148H234ZM146 150H148V148ZM189 150L191 152L190 148H189ZM115 151H113V154L115 153ZM119 151H121V150H119ZM127 151H129V149ZM136 151L134 152L135 154H136ZM174 151H176V150L172 149V151H170V152L173 153ZM180 151H182V150H180ZM188 151H187V153H189ZM227 151H229V150H227ZM205 152H206V150H205ZM259 152H261V151L259 150ZM103 153L101 156L104 155ZM119 153H118V155H119ZM105 154H107V153H105ZM194 154H195V152H194ZM124 155H125V153H124ZM137 155L139 157V154H137ZM137 155H136V157H137ZM153 155H155V156H153ZM242 156H245V155L242 154ZM190 157H192V155ZM206 157H207V155H206ZM218 157H217V159H218ZM221 157H223V156H221ZM231 157H233V156H231ZM97 158H98V156H97ZM197 158H199V157L197 156ZM224 158H226V157H224ZM233 159H235V158L233 157ZM249 159H248V161H249ZM205 160L206 161L200 160L201 162L197 160L196 162L197 163L200 162L201 166L199 168H198L199 165L195 167V170H197L196 172H198L203 177H206V174L203 175V173L202 174L200 173L203 166H206V167L211 166L212 169L210 172H212L216 168L217 169H219V168L225 169V167L219 166L220 165L219 163H222V162H219L214 158H211L210 160H207V159H205ZM240 160L243 163V165H246V162L243 159H240ZM240 160H238V161L234 160V161L240 162ZM251 160H252V158H251ZM105 161H107V159ZM228 162H230V160ZM126 163H127V161H126ZM225 163H226V161H225ZM225 163H224V165H225ZM103 164L105 165L106 163H103ZM238 164H240V163H238ZM252 165H254V164L252 163ZM101 167H103L104 169L102 170ZM122 167H124V171H123ZM186 167H188V165ZM178 168H179V166H178ZM231 168H232V166H231ZM244 168H245V170H243ZM191 169L192 168H190V170ZM208 169H209V167H208ZM104 170L106 171V173L104 176H102V172L104 173ZM187 170L189 173V169H187ZM120 171H122V172H120ZM222 172H224V171H222ZM222 172H220V173H222ZM228 172H229V170H228ZM136 173H138L141 176V178H145V180H146V178H148L152 174L161 175V179L163 181L161 182L157 192L154 194V192H152L150 190L152 183L150 184V187H149L148 186L149 181L145 182V184L141 183L140 186H142V188H141L140 192H138L137 186L135 185L136 184L135 181L137 180L136 179V177H137ZM170 173L173 174L174 172L171 171ZM198 173H196L197 176H200ZM212 173H215V172H212ZM215 174H217V173H215ZM215 174H213V176ZM233 174H235V173H233ZM179 175H180V173H179ZM140 176H138V177H140ZM207 176L209 177L210 175H207ZM213 176L211 178H213ZM194 177L195 176H193V179H194ZM226 177H230V176H225V178ZM153 178L154 177H152L151 180H153ZM204 179L202 181V178H201V182L204 183ZM218 179H220V178H218ZM218 179H216V181L214 183L212 182L210 184V187H213V188H214V186L219 187V184L223 183V182H220ZM230 179L232 180V178H230ZM189 180H192V178ZM192 181L194 182V180H192ZM206 181L209 182L207 180V178H206ZM211 181H213V180L211 179ZM223 181L225 182L226 180H223ZM150 182H152V181H150ZM156 182H158V181H156ZM184 182H186V181H184ZM201 182L199 181V184ZM153 183H154V181H153ZM195 183L198 184V181ZM158 185H157V187H158ZM201 185L204 186L206 184H201ZM154 187H155V185H154ZM206 187L208 189V185H206ZM203 188H205V186ZM207 189H206V192H207ZM203 191H205V190H203ZM210 195H211V193H210ZM169 208L172 211H173V209H175V212H177V211H178V213L180 212V217L178 216L179 217L178 218L176 216L177 217L176 218L174 215L175 218L174 217L169 218V216H170V214H169V216H167L166 218H163L164 214H166L165 211L170 210ZM161 213L163 214V216ZM164 219L166 221H168V226H167V223H164ZM118 221H120V222H118ZM125 228H127V227H125ZM100 232H98V234ZM135 232H137V231H135ZM159 234H161V235L158 237ZM148 235H149V237H148ZM96 236L98 237V235H96ZM131 236H132V234H131ZM133 237H132V240H133ZM142 238H140V239H142ZM99 239H101V238H99ZM129 239L130 238H128L127 240H129ZM135 240H136V238H135ZM99 241H97V242H99ZM129 241H131V240H129ZM137 241H139L138 238H137ZM143 241H145L144 238H143ZM88 242H89V244H88ZM131 242H129V243H131ZM101 243H102V240H101ZM101 243H99L98 245H100ZM142 243L143 242H141V244ZM122 244H124V243H122ZM125 244L122 245L124 247L119 246L121 248L116 250L117 254L114 256L108 255L109 250L107 251V255L104 254L105 253L104 252L103 253L104 254V261L99 258V260H101L100 262L103 261L104 263H102V264H125L124 262H128V259L131 260L130 258H128L127 260L125 258V261H123V263H119L120 261L118 262L117 258H119V256H120L119 254H123V248L124 249L127 248V245H125ZM72 245L73 246L76 245V246L71 247ZM139 245H137V246H139ZM114 246H115V244H114ZM128 246H130V245L128 244ZM132 246H133V244H132ZM94 247H92V248H94ZM100 247H102V245H100ZM103 247L106 248L105 246H103ZM144 247H147V245ZM148 247H147V249H149L148 250V252H149L150 247L149 248ZM135 248H137V247H135ZM141 248H143V247H141ZM99 249L101 250V248H99ZM147 249H145V250H147ZM176 249H174V251ZM104 250H106V249H104ZM61 251L63 252L62 254H60ZM171 251H172V249H171ZM171 251H170V253H171ZM176 251L178 252L179 250H176ZM127 252L125 254H127ZM148 252H145L147 254V256H149ZM141 253H142V251H141ZM149 253L151 254V252H149ZM165 253H166V250H165ZM167 253H168V251H167ZM167 253H166V255L168 257L169 254H167ZM95 254H96L95 255V257H96L98 254H97V252ZM103 254H101V255H103ZM162 254H164V252ZM179 254H180V251H179ZM63 255H64V257H63ZM160 255H161V253H160ZM160 255H158V256H160ZM147 256H145V254H144V257H142V259L144 260V264H165V262L163 263V261H161V260H158L155 258H154L155 260H151L150 259L151 257L148 258ZM158 256H157V258H158ZM130 257H131V255H130ZM167 257H166V259H167ZM134 258H135V256H134ZM140 258H139V260H140ZM173 258H171V260ZM152 259H153V257H152ZM99 260H97V261H99ZM122 260H124V259H122ZM164 261H166V260L164 259ZM140 262H142V261H140ZM166 262L169 263V261H166ZM97 263H99V262H97ZM128 263L130 264L131 262H128ZM133 264H135V262ZM170 264H172V263H170Z\"/></svg>", "mask_w": 264, "mask_h": 264}]
</instances>
